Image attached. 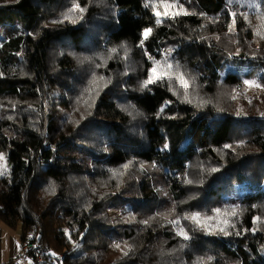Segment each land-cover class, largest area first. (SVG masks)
I'll use <instances>...</instances> for the list:
<instances>
[{"label":"trees","instance_id":"obj_1","mask_svg":"<svg viewBox=\"0 0 264 264\" xmlns=\"http://www.w3.org/2000/svg\"><path fill=\"white\" fill-rule=\"evenodd\" d=\"M250 78L264 0H0V222L43 264H264Z\"/></svg>","mask_w":264,"mask_h":264},{"label":"rangeland","instance_id":"obj_2","mask_svg":"<svg viewBox=\"0 0 264 264\" xmlns=\"http://www.w3.org/2000/svg\"><path fill=\"white\" fill-rule=\"evenodd\" d=\"M243 2L248 3L249 5H253L257 3V0H242ZM168 10H165L161 15H159V21H161L160 17H165L168 13ZM174 16V14H172ZM246 69V67H243ZM264 92V88L261 87L257 80L254 78L245 79V85L243 89L234 90L231 94V99L234 102V113L236 115L247 116L248 114H252L256 111H262V107L260 104V95ZM258 105L256 107V103ZM0 155L3 156V159L0 160V176L10 178L12 174V166L13 162L10 161L6 154L0 152ZM176 230L179 232L181 226L176 222L175 223ZM52 264H58L55 259H52Z\"/></svg>","mask_w":264,"mask_h":264},{"label":"crops","instance_id":"obj_3","mask_svg":"<svg viewBox=\"0 0 264 264\" xmlns=\"http://www.w3.org/2000/svg\"><path fill=\"white\" fill-rule=\"evenodd\" d=\"M21 246L20 228L7 227L0 222V262L6 263L18 254ZM18 264H34L29 257L22 258Z\"/></svg>","mask_w":264,"mask_h":264},{"label":"built area","instance_id":"obj_4","mask_svg":"<svg viewBox=\"0 0 264 264\" xmlns=\"http://www.w3.org/2000/svg\"><path fill=\"white\" fill-rule=\"evenodd\" d=\"M29 239L30 238L28 237V239L21 242L20 250L17 255L12 257L8 262H0V264H18L19 261L25 257L31 258L34 264H43L46 260L45 256L47 254V249L45 246Z\"/></svg>","mask_w":264,"mask_h":264},{"label":"snow or ice","instance_id":"obj_5","mask_svg":"<svg viewBox=\"0 0 264 264\" xmlns=\"http://www.w3.org/2000/svg\"><path fill=\"white\" fill-rule=\"evenodd\" d=\"M77 8H78L81 12L84 11V9H83V8H80L79 5H74V9H77ZM156 15L159 16L160 13H156ZM66 18H67V17H66ZM157 23H160V21L157 20ZM151 31H152L151 29H145V30H144V32H143V36H144L145 39L150 35ZM169 67H171V65H169ZM151 72L155 74V73L157 72V69H156V68H153V69H151ZM164 75H166V73H160L159 75H156V76H154V77H150V78L145 82V84L142 85V87H146L148 84H151V83L156 82V80L160 79V78H161L162 76H164ZM181 79H182V78H181ZM165 147H167V145H165ZM2 159H3V156L0 155V160H2ZM213 171H215V169H213ZM217 211H219V210H217ZM198 215H199V214H193L191 217H186V219H191V220H193L194 222L199 223ZM221 231H223V229H221ZM177 234H178V235H181V236L183 237V239H185V240L189 239V236L187 235V233H185V232L183 231V229H180V231H179ZM225 234H227V233H225ZM117 246H118V245H117ZM52 255H55V253H52Z\"/></svg>","mask_w":264,"mask_h":264}]
</instances>
